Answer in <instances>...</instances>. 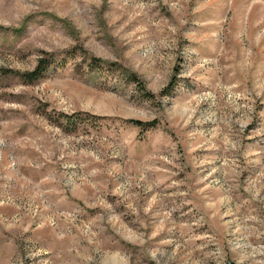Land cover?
Wrapping results in <instances>:
<instances>
[{"label": "rangeland", "instance_id": "1", "mask_svg": "<svg viewBox=\"0 0 264 264\" xmlns=\"http://www.w3.org/2000/svg\"><path fill=\"white\" fill-rule=\"evenodd\" d=\"M0 264H264V0H0Z\"/></svg>", "mask_w": 264, "mask_h": 264}, {"label": "trees", "instance_id": "2", "mask_svg": "<svg viewBox=\"0 0 264 264\" xmlns=\"http://www.w3.org/2000/svg\"><path fill=\"white\" fill-rule=\"evenodd\" d=\"M75 57V52L71 51V52H66L65 56L62 57V59H60L59 61H57L56 55L54 53H49V52H43V56L40 57L37 60V63L35 65V67L31 70V71H27L24 73H20L19 77L23 80L24 83L26 84H32L35 83L37 81H39L40 79H42L44 77V75L47 73V71L52 67V66H64L66 64V62L68 60H71ZM84 61H88V66L91 70L93 69H97V70H101V71H114L117 67L116 64L114 63H107V62H103L100 59L94 58V57H87L85 58ZM79 115H73V118H78ZM61 119L63 121L67 122V125H75V123L77 122L76 120H73L72 123L70 122V118L72 116H67V115H58V119ZM88 117V116H87ZM92 117V116H90ZM94 118V117H93ZM48 119L52 120V121H59L57 119H55L53 116L48 115ZM83 118H78V121H82ZM130 123L134 124L135 126H137L138 128H142V127H147V128H151L154 127L155 122L152 123H146V124H142L139 121H131ZM66 127H70V126H66Z\"/></svg>", "mask_w": 264, "mask_h": 264}]
</instances>
